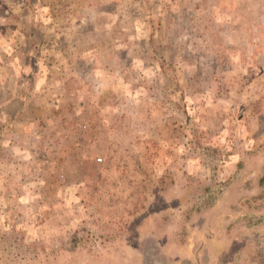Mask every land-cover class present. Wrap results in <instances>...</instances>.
<instances>
[{
    "label": "rangeland",
    "instance_id": "1",
    "mask_svg": "<svg viewBox=\"0 0 264 264\" xmlns=\"http://www.w3.org/2000/svg\"><path fill=\"white\" fill-rule=\"evenodd\" d=\"M264 0H0V264H264Z\"/></svg>",
    "mask_w": 264,
    "mask_h": 264
},
{
    "label": "trees",
    "instance_id": "2",
    "mask_svg": "<svg viewBox=\"0 0 264 264\" xmlns=\"http://www.w3.org/2000/svg\"><path fill=\"white\" fill-rule=\"evenodd\" d=\"M263 182H264V179H263Z\"/></svg>",
    "mask_w": 264,
    "mask_h": 264
}]
</instances>
